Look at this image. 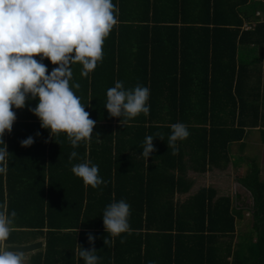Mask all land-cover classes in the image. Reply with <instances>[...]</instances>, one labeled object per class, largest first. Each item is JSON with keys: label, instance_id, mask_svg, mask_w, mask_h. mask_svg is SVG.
Here are the masks:
<instances>
[{"label": "trees", "instance_id": "obj_1", "mask_svg": "<svg viewBox=\"0 0 264 264\" xmlns=\"http://www.w3.org/2000/svg\"><path fill=\"white\" fill-rule=\"evenodd\" d=\"M125 1L113 0L117 23L104 39L103 59L94 71L85 77L81 64L71 65L70 87L79 83L72 90L96 121L90 139L74 148L64 132L53 138L29 111L36 100L13 109L17 119L3 137L9 153L7 172L0 174V204L16 216L5 245L43 238L44 246L27 264H84L79 245L94 246L102 264L98 242L108 234L103 210L113 200L124 199L130 205V232L114 236L121 243L113 260L106 257L108 264H131L137 253L134 264H264V180L255 159L237 177L250 192L252 202L247 207L237 205L230 194L217 195L212 186L199 188L185 200H173L176 191L190 187L182 174L185 167L206 171L220 159L227 164L230 144L242 142L246 127L257 126L256 99L245 101L239 92L244 80L241 71L247 68L239 47L247 32L241 28L243 18L229 7L246 0H136L140 42L139 54L134 52V71L131 60L129 70L121 66L122 51L115 42L117 31L123 32L133 15L124 10ZM43 63L49 72L57 66L47 58ZM116 81H122L126 89L137 84L150 89L149 113L139 114L125 127L104 106L106 92ZM239 105L237 124L220 122L228 112L233 119ZM177 122L187 126L189 136L176 142L180 151L173 154L167 141L170 126ZM149 135L154 137L155 151L146 159L141 153ZM29 136L34 143L22 146L21 140ZM118 138L123 151L109 161ZM73 151L78 156L69 160ZM85 160L99 166L105 183L116 177L124 185L121 195L101 198V184L85 186L71 170ZM113 165L121 172L112 174ZM178 168L182 176L177 180L173 171ZM244 210L250 212L252 226L238 231ZM143 228L159 231L150 234L156 242L147 244L158 248L154 257L147 250L142 253L139 243L140 252L134 251L132 231ZM16 231L33 239L22 241L15 237ZM89 233L95 237L94 245L88 241Z\"/></svg>", "mask_w": 264, "mask_h": 264}, {"label": "clouds", "instance_id": "obj_2", "mask_svg": "<svg viewBox=\"0 0 264 264\" xmlns=\"http://www.w3.org/2000/svg\"><path fill=\"white\" fill-rule=\"evenodd\" d=\"M116 11L113 0H0V143L4 145L0 148V174H6L8 168L4 134L12 131L17 119L13 109L26 107V101H37L29 111L39 118L42 128L50 130L53 138L64 132L74 148L91 138L96 121L72 90L78 89L79 83L70 87L71 65L81 64V75L85 77L94 71L103 59L104 39L117 23ZM45 58L57 65L50 72L43 63ZM106 96L104 106L109 115L120 117L124 127L139 114L150 111V89L146 86L137 84L126 89L122 81H116ZM170 127L167 144L176 154V142L186 139L189 131L181 122ZM153 140L151 135L145 138L141 154L146 159L155 151ZM20 143L31 146L34 138L29 136ZM77 156L73 151L69 160ZM71 170L85 186L95 188L104 183L99 166L90 160L73 164ZM15 216V211L9 213L0 204V264H23V256L5 246ZM129 216V203L113 200L102 213L105 231L112 236L130 232ZM87 238L94 245L93 234L89 233ZM79 246L84 264H99L94 246Z\"/></svg>", "mask_w": 264, "mask_h": 264}, {"label": "crops", "instance_id": "obj_3", "mask_svg": "<svg viewBox=\"0 0 264 264\" xmlns=\"http://www.w3.org/2000/svg\"><path fill=\"white\" fill-rule=\"evenodd\" d=\"M124 7H125L124 10L126 12H132L133 15L131 17V20H129L127 23L128 25L127 28H124V31L121 33L117 31L115 42H116V45H118L122 51L121 66L125 68L126 70H129V65H130L129 61L131 60L132 61L131 70L134 71L133 69L134 55L139 54L140 30L138 28V23H139L138 15L140 13V3L136 0H126ZM127 7L129 9H126ZM229 7H232L243 18V23H242L241 28L244 31L246 30L247 32L246 35L242 38V44L239 47L240 56L243 58V60L247 64V68L246 69L243 68L241 71V74H242V77H244V80L242 83V87H239V92L245 101L246 100L252 101L254 100L253 98L256 99L257 105L259 107V114H258L259 117L256 123L257 126L253 128H258L259 126H261L263 122L262 116L264 117V115L262 114L263 113L262 108L264 107V0H246L242 5L241 4H237V6L229 5ZM130 50H131V54H130ZM134 52H136V54ZM76 75L78 74L76 73ZM233 92H234V89H233ZM253 94H258V97H255ZM240 107L241 105L236 107L237 111L235 112L233 119L231 117L232 112L231 113L228 112L227 115H221L220 122H225L227 124H230L231 121H233L234 124H237V122H239V120L241 119V116H239L238 114V110ZM246 120L249 121V119H246V117H244L243 121L246 122ZM247 129H249V127H246V131ZM121 139L122 138H118L116 140L117 144L116 143L112 144V147H111L112 155L109 161L114 160V156L117 155L118 151H123L120 148L122 145ZM233 143H236V142H233ZM239 143H242V142H239ZM178 151H180V148L178 149ZM228 152L230 155V159L227 164L224 160L220 159L217 162L218 164L211 165L206 171H196L192 169L191 167H187V168L185 167V172L184 173L182 172V174L185 176V178L190 180L191 182L190 187L187 191H181V192L176 191L173 197V200L174 201L185 200L187 196L194 194L195 192H197L199 188L207 187V186H212L216 188L217 195H221L219 194L217 185H215L214 183H209L205 181L204 179L206 177H209L210 173L211 174L223 173V176H228L227 174H224V173L227 171L229 172L231 169L232 151L230 152V149H228ZM185 154L187 153L185 152ZM186 157L187 156L185 155V160H186ZM110 169H111L112 174L121 172L114 165ZM181 171L182 170L179 168L173 171L176 175L177 180L178 178L182 176ZM101 186H102L101 189L103 191L101 198H106L108 197V195L110 196L121 195V192L124 189V185L120 182H117L116 177L111 178V180L107 181L106 183L105 182L102 183ZM241 186L244 187L243 185ZM108 189H110L111 193L107 192ZM156 232H159V231L155 229H150V228L148 229L143 228L140 230L132 231V237H133L132 239L135 244L133 247L134 251L140 252L138 246L136 245L137 243H139L141 246L142 253L147 250L148 253L152 257H154L158 248L153 245L147 246V244L156 242L155 236H152V235L150 236V234H154ZM106 235L107 236L101 235V239L98 242V246H100V249H101L100 253L103 258L102 264H108L106 257L113 260V253L116 251V249L119 247V244L121 243L119 239H114V236H112L110 233ZM38 239L43 240V238H38ZM105 240H106V244H105ZM28 242H32V241H28ZM28 242H22V243H28ZM43 243H44V240H43ZM15 244H19V243H15ZM34 252L20 253L23 256V264L29 263V259L31 258ZM139 254L140 253H137V255L134 254L133 259H131L132 261L131 264H134V261L139 256Z\"/></svg>", "mask_w": 264, "mask_h": 264}, {"label": "rangeland", "instance_id": "obj_4", "mask_svg": "<svg viewBox=\"0 0 264 264\" xmlns=\"http://www.w3.org/2000/svg\"><path fill=\"white\" fill-rule=\"evenodd\" d=\"M262 112L264 115V107ZM246 123L251 124L248 120ZM229 149L232 151V166L229 172L224 173L228 176H223V173H210L204 180L217 185L219 194H230L237 205L247 207L251 204L252 198L250 192L238 183L237 177L244 175L249 168L248 162L255 159L260 168V178L264 180V120L258 128L250 126L242 143H231ZM243 214L244 217L236 225L238 231H247L252 226L250 212L244 210ZM14 235L22 241L33 239V236L23 231H16Z\"/></svg>", "mask_w": 264, "mask_h": 264}, {"label": "water", "instance_id": "obj_5", "mask_svg": "<svg viewBox=\"0 0 264 264\" xmlns=\"http://www.w3.org/2000/svg\"><path fill=\"white\" fill-rule=\"evenodd\" d=\"M43 240L38 239L28 243H19V244H7L6 247L9 250L18 252V253H32L43 247Z\"/></svg>", "mask_w": 264, "mask_h": 264}]
</instances>
